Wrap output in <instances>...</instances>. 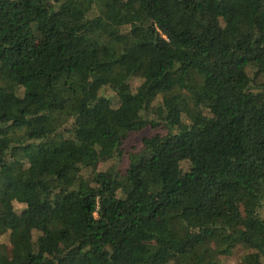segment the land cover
<instances>
[{
    "label": "trees",
    "instance_id": "1",
    "mask_svg": "<svg viewBox=\"0 0 264 264\" xmlns=\"http://www.w3.org/2000/svg\"><path fill=\"white\" fill-rule=\"evenodd\" d=\"M235 248L263 264L264 0H0V264Z\"/></svg>",
    "mask_w": 264,
    "mask_h": 264
},
{
    "label": "rangeland",
    "instance_id": "2",
    "mask_svg": "<svg viewBox=\"0 0 264 264\" xmlns=\"http://www.w3.org/2000/svg\"><path fill=\"white\" fill-rule=\"evenodd\" d=\"M155 133H163V131L159 129H150V128H143L142 130L134 133L128 134L127 138L124 140L121 148H122V156L118 163V168L123 170L127 164V154L131 152H136L140 148V139L142 137H148ZM15 209H20L19 205H15ZM243 252L240 248H235L231 252V254L227 257L221 258V264H235L238 262L239 256ZM264 264V260H263Z\"/></svg>",
    "mask_w": 264,
    "mask_h": 264
}]
</instances>
